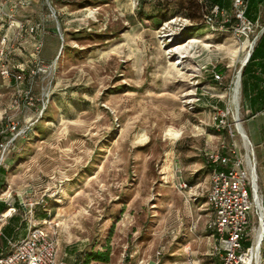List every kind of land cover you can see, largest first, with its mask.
I'll use <instances>...</instances> for the list:
<instances>
[{"label": "rangeland", "instance_id": "rangeland-1", "mask_svg": "<svg viewBox=\"0 0 264 264\" xmlns=\"http://www.w3.org/2000/svg\"><path fill=\"white\" fill-rule=\"evenodd\" d=\"M16 2L0 8L43 23L41 59L53 69L27 76L36 100L49 95L34 108L17 107L16 89L0 77V133L9 120L31 128L0 170V211L17 209L3 233L16 240L31 223L46 228L56 234L58 264H220L207 230L205 158L227 138L214 124L219 110L233 128L241 119L253 142L264 201V146L249 134L241 98L239 112L230 100L250 39L221 20L190 19L179 0H50L58 22L47 0ZM6 23L1 35L12 32ZM22 45L13 64L27 70L34 48ZM235 142L241 152L239 135ZM178 175L189 192L176 188ZM42 198L46 209L32 217L18 205ZM250 214L255 230L254 204Z\"/></svg>", "mask_w": 264, "mask_h": 264}, {"label": "built area", "instance_id": "built-area-1", "mask_svg": "<svg viewBox=\"0 0 264 264\" xmlns=\"http://www.w3.org/2000/svg\"><path fill=\"white\" fill-rule=\"evenodd\" d=\"M47 2L57 20L56 12L53 10L50 0H47ZM29 4V0H17L16 2V6L21 7H26ZM247 7V0H233L236 23L232 26V29L239 40L242 36L250 39L248 40L250 43L247 52L249 56L252 55L257 46L264 28L260 34L253 35L258 25L246 17ZM0 19L1 21H7L8 28L15 30L11 38L7 33L0 36V77L11 83L16 89L17 96L14 104L17 107L23 104L30 108L36 107V104L40 102L45 105V101L48 102L49 95L43 93L39 102L32 94L31 84L26 83L27 76L32 77L52 72L53 66L46 65L41 59L44 48V41L41 36L46 31L45 26L43 23L29 25L17 21L13 14L3 12L2 8H0ZM203 19L210 27H214L218 20H221L222 28L231 22L228 11L218 5L212 6L210 11L204 14ZM58 30H60L59 23ZM37 35H40V39L34 48L31 69L27 72L23 68H16L12 64V57L18 50V46L25 41L27 36ZM250 36L252 37L250 38ZM247 63V60L242 63V69ZM216 78L220 77L216 75ZM238 80L240 81V90L237 99H240L242 94V71L230 87V100L234 104ZM228 115L229 112L224 110H219L214 114L213 120L217 130L219 132L226 131L227 138L221 140L215 150H209L205 153L206 164L211 168L207 204L212 211V217L207 222V230L214 240V251L220 256V264H262L264 201L261 199L259 192L257 159L248 136H246V142L243 135L239 133L237 125L241 123V120L236 119L233 128L228 123ZM28 131L29 127L23 130L19 121H8L5 129L0 133V170L4 166L9 152L14 150L17 141L25 137ZM237 135L240 136L241 152H239L235 142ZM175 185L181 192L191 190L188 183L179 175ZM44 204L45 198L37 201L28 199L25 203L20 202L21 208L27 211L31 217L36 207ZM253 204L258 216V227L255 230L252 228L250 214ZM8 205L10 206V204ZM15 212L16 208L14 206H11L8 212H0V225ZM49 224L52 230L55 231L53 225L56 224L52 221H49ZM54 235L46 228L31 223L24 237L18 240L7 239L8 247L4 253L0 254V264H58L57 240ZM243 243H248V246L244 247ZM59 264L65 263L60 262Z\"/></svg>", "mask_w": 264, "mask_h": 264}, {"label": "crops", "instance_id": "crops-1", "mask_svg": "<svg viewBox=\"0 0 264 264\" xmlns=\"http://www.w3.org/2000/svg\"><path fill=\"white\" fill-rule=\"evenodd\" d=\"M17 1V0H16ZM30 6L36 0H29ZM223 6L227 9L230 5H232V0H222L221 2ZM230 3V5H229ZM229 5V6H228ZM26 6V7H28ZM25 8V7H22ZM251 10L249 12V17L258 25L260 22H264V18L262 19L264 15V3L258 4L257 1L250 6ZM12 12V9H9L6 11V13L10 14ZM23 22V21H22ZM28 24V22H24ZM32 25V24H29ZM11 34L8 33V35L13 37V34L15 30L11 29ZM1 36V34H0ZM40 39V36H31L25 39L23 42L26 43L29 47L32 49L35 48V45L37 41ZM27 40V41H26ZM22 45V44H21ZM23 46V45H22ZM261 51L258 56L252 61L250 64L246 75L243 77V83H242V94H241V102L243 111L245 114V117L248 119L249 123H252L251 131H249V134L253 137L254 140L260 145L264 146V41L262 45L260 46ZM18 52V50H17ZM244 69V68H243ZM246 131V129H245ZM247 133V131H246ZM248 135V133H247ZM248 138L250 140V137L248 135ZM251 142V141H250ZM253 143V142H251ZM253 145V144H252ZM216 149V148H215ZM215 149H209V150H215ZM207 150V151H209ZM255 153V149H254ZM256 156V153H255ZM257 159V158H256ZM258 163V161H257ZM262 178H264V173L261 174ZM210 189V188H209ZM209 192V191H208ZM15 204V203H14ZM13 204V205H14ZM2 205V204H0ZM7 206V203L4 204ZM4 212V211H0ZM7 223V222H6ZM5 225V224H4ZM18 234V233H17ZM13 239L11 235H8L6 233H3L0 227V254L4 253L7 249V239ZM22 237H19L20 239ZM16 239V240H18ZM14 240V239H13Z\"/></svg>", "mask_w": 264, "mask_h": 264}, {"label": "trees", "instance_id": "trees-1", "mask_svg": "<svg viewBox=\"0 0 264 264\" xmlns=\"http://www.w3.org/2000/svg\"><path fill=\"white\" fill-rule=\"evenodd\" d=\"M256 1H257L258 4H262V3H264V0H256ZM221 2H222V0H203V1H199V0H179V7H180V9H182L184 12L188 13L187 16H188L190 19H195V18H196L195 16H197V15L203 17L204 14L207 13V12H209L210 9H211V7H212V6H215V5H218V6H220L221 8H224V9H226V10L228 11V9L225 8ZM247 2H248V7H247V11H246V17H247L249 20L253 21L248 15H249V12H250V10H251L250 6L255 2V0H247ZM229 5H230V3H229ZM229 5H228V6H229ZM232 7H233V0H232ZM203 20H204V19H203ZM253 22H254V21H253ZM235 23H236V21H235V17L233 16L232 19H231V22H229L227 25L231 28L233 25H235ZM6 25L8 26L7 23H6ZM2 34H3V33H2ZM28 37H31V36H27L26 38H28ZM263 41H264V32H263V34H262V36H261V38H260V40H259L257 46L255 47V49H254V51H253V53H252V55H251V57H250L248 63L245 65V67H244V69H243V73H242V83H243V77L246 75L247 70H248L250 64H251L252 61L258 56V54L261 52V51H259V50H261V49H260V48H261L260 46L262 45ZM21 49H22V45H19V46H18V51H21ZM15 55H17V51L15 52V54H14L13 56H15ZM33 55H34V53H33ZM30 58H31V60H32V59H33V56H30ZM12 64H13V57H12ZM13 65H14V64H13ZM14 66L17 68L16 65H14ZM31 66H32V61H30L29 64H28V69L26 70L27 72L31 69ZM39 104H40V103H39ZM30 130H31V128H30L29 131L27 132V135H29ZM207 167H208V166H207ZM208 169H209V172L211 173V168L208 167ZM188 185H189V184H188ZM189 186H190V185H189ZM190 187H191V186H190ZM18 205H19L20 209H22L20 203H18ZM46 206H47V201L45 200V204H44V205H39V206H37L36 209H35V211H36L38 208H44V209H46ZM14 207H15V206H14ZM15 208H16V207H15ZM16 211H17V209H16ZM15 213H16V212H15ZM49 214H50V213H48L47 211L44 212L45 217H49ZM14 215H16V214H12V216L9 218V220H14V219H16V218H14V217H15ZM23 225H24V224H22V221H21L19 227H17V229H16V233H19V232L21 231V227H22ZM95 257H96V258H95L96 261H103V260H102V256H101V254H95ZM75 264H84V263H83L82 261H76ZM262 264H264V243H263V250H262Z\"/></svg>", "mask_w": 264, "mask_h": 264}, {"label": "bare ground", "instance_id": "bare-ground-1", "mask_svg": "<svg viewBox=\"0 0 264 264\" xmlns=\"http://www.w3.org/2000/svg\"><path fill=\"white\" fill-rule=\"evenodd\" d=\"M247 57H248V55L246 56V58L244 59V61L242 62V63H245V61L247 60ZM239 90H240V81L238 80L237 81V87H236V94H235V107H236V111L237 112H239V110H240V104H239V100L240 99H237V96L239 95L238 93H239ZM240 114V113H239ZM241 120V119H240ZM240 123V122H239ZM238 124V123H237ZM243 125V124H242ZM241 125V123L240 124H238L237 125V127H238V130H239V133H241L242 135H243V138H244V140L247 142V138H246V136H248L247 135V133H246V131H245V129L243 128L244 126H242ZM8 212V211H7Z\"/></svg>", "mask_w": 264, "mask_h": 264}, {"label": "water", "instance_id": "water-1", "mask_svg": "<svg viewBox=\"0 0 264 264\" xmlns=\"http://www.w3.org/2000/svg\"><path fill=\"white\" fill-rule=\"evenodd\" d=\"M250 57H251V55L248 56L247 62H248V60L250 59Z\"/></svg>", "mask_w": 264, "mask_h": 264}]
</instances>
